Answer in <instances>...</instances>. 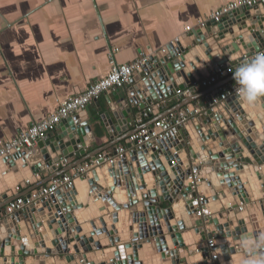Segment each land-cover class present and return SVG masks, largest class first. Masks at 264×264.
Listing matches in <instances>:
<instances>
[{
    "label": "water",
    "instance_id": "water-1",
    "mask_svg": "<svg viewBox=\"0 0 264 264\" xmlns=\"http://www.w3.org/2000/svg\"><path fill=\"white\" fill-rule=\"evenodd\" d=\"M261 49H264V5L237 9L221 23L211 22L194 30L187 39L149 57L127 85L116 89L113 93L116 104L109 105V112L101 118L104 125V119H108L107 134L113 143L81 164L55 174L61 160L84 156V149L89 141L92 143L94 135L90 126L97 122L90 114L88 121L79 124L61 123L55 135L39 141L35 150L15 149L1 158L0 264H26L28 257L34 258L33 264H238L243 254L241 240L264 235V97L254 106L247 105L239 95L225 101L226 106L213 105L214 97L206 103L200 98L198 105L187 108L188 112L182 113L180 107L167 115L177 114L175 118L170 116L159 131L177 128L180 138L177 141L166 135L171 148L164 146V140L155 143L158 150L154 149V144L144 145L139 151L132 150L127 143L130 152L120 162L109 164L100 160L98 166L83 168L82 165L93 162L109 149L114 151L121 140L113 138L120 131H127L133 117H138L135 109L143 111L146 106L168 101L176 91L208 78L218 67ZM236 54L239 55L234 58ZM232 102L236 106H232ZM162 155L166 167L159 160ZM27 163L32 164L21 174L19 169ZM122 163L128 165L122 177L126 198L116 213L118 218H125L128 234L120 239L112 228L103 229L107 218L100 217L104 208L97 198H104L112 206L115 204L113 192L117 190L111 188L110 183L114 177L116 184L119 183ZM74 168L82 171L81 176L74 179L70 190H61L55 195L62 193L61 196L69 200L66 196L72 193L75 203L70 207V202L57 199L55 213L50 207L51 197L25 205L13 214H3L4 208L20 198L11 197L18 186L34 183L32 177L47 170L51 177L30 190L25 195L29 197L31 192ZM252 183L259 189V196L248 192L247 185ZM80 184L85 187L87 200L84 202L77 198ZM233 187H237L238 194L231 190ZM150 196L157 199L156 204L149 203ZM165 203L167 208L156 207ZM95 210L97 221L92 214ZM174 210L182 217L181 222L173 221L177 218L171 214ZM80 213L84 219L92 221L90 227L81 223ZM60 217L63 218L61 223L57 222ZM65 222L71 229L67 234L63 227ZM135 226L137 238L133 233ZM155 226L164 236L167 244L164 248L169 251L165 262L163 257L150 260L160 252L156 249L160 239L151 232V227ZM171 235L173 241H170ZM106 238H109L107 248L117 249L104 252L99 243ZM210 239L215 242L216 251L208 249ZM63 243L66 246L62 247ZM211 253L217 254L214 262L210 260Z\"/></svg>",
    "mask_w": 264,
    "mask_h": 264
},
{
    "label": "crops",
    "instance_id": "crops-1",
    "mask_svg": "<svg viewBox=\"0 0 264 264\" xmlns=\"http://www.w3.org/2000/svg\"><path fill=\"white\" fill-rule=\"evenodd\" d=\"M234 1L236 0H0V144L13 140L32 123L39 122L54 113L61 102L83 92L90 84L106 76L112 62L117 65L129 64L136 60L139 53H144L148 57L161 53V50L169 47L175 40L187 39L192 31L202 28L200 26L202 21L207 20L222 6ZM226 19L227 17L224 18ZM256 54L255 52L250 54L249 58H253ZM238 55H234V58ZM236 66V60L226 65L225 67H233L234 70L230 74L220 76L214 85L201 87L200 82L206 80L205 77L196 85L186 86L184 91L191 89L190 95L185 94L180 97L174 95L168 101L160 102L157 110L155 109L141 122L137 121L138 117H133L127 131L124 129L114 134V141L121 140L114 149L126 145L127 140L122 141L125 136L146 127L153 128L156 122L166 121L170 116L175 118L176 113L167 117L173 110L182 107V113L188 112L187 108L198 105L200 98L206 103L212 97H218V89L235 88L237 85L233 80V72ZM115 91L101 95L84 111L62 122L79 124L80 121H88L90 114L97 123L90 126L94 139L92 143L89 141V145L84 149V156L77 155L66 160L65 165L56 167V175L81 164L88 157L113 143L110 142L107 134L108 119H104L106 123L104 125L101 118L103 114L109 112V105L116 104L113 97ZM186 103L190 105L184 106ZM222 104L227 105L225 102ZM232 106L236 104L232 102ZM148 107L150 106H146L144 110ZM140 112L142 111L135 109L136 115ZM110 119L113 124H116L112 116ZM94 126H97L96 130ZM163 132L165 147L171 148L166 138L167 134L177 141L180 140L177 137V128ZM54 135L55 132L50 136ZM195 146L200 147L199 144ZM212 147L214 145H211ZM35 149L37 146L29 151ZM103 153L114 152L109 149ZM159 160L166 167L163 155L159 156ZM30 164L32 163H27L19 169L21 174ZM90 164L91 161H87L82 166ZM127 166L125 163L120 165L119 170L122 169L118 184H116V177L111 179V188L117 190L113 192L115 204L112 206L104 198H97L104 208L100 217L109 220L104 223L103 229L112 228L114 232L119 233L120 239L128 230L125 218H118L116 213L126 198V184L122 177ZM77 171V168H74L68 174ZM50 177L47 170L40 172L39 175L32 177L34 183L25 182L23 187L18 186L15 189L16 195L11 197L24 198L30 190ZM234 187L231 190L238 194L236 189L238 185ZM111 188L108 187L109 190ZM253 193L252 191L251 194ZM61 194L54 196L50 202V207L55 213L57 211L54 209L55 205L59 204L57 199L60 202H70L69 207L71 203H75L72 193L66 196L72 201L66 200ZM150 198L149 203L156 204L157 199H152L151 196ZM143 199L147 200L146 196ZM156 207L167 208L168 204L156 205ZM5 209L2 211L3 214ZM46 210L45 208V213ZM176 211L171 213L175 214L174 217L178 216ZM97 217L95 216V221ZM62 219L60 217L57 222L61 223ZM67 225V222L63 223V227L67 229L66 234L71 230ZM86 225L89 226V223ZM147 226H149L148 220ZM151 228L153 235L156 234L160 239V246L156 249L160 250L161 254L158 252L150 260L163 257L162 261L165 262V256L169 251L166 247L164 248L167 245L164 236L158 232V226ZM133 233L137 238V226ZM226 236L230 237L228 234ZM170 241H173V235ZM99 244L106 250H103L104 252L117 249L116 247L107 248L109 238L100 240ZM173 245L176 248V244L173 243ZM61 246L66 245L63 243ZM79 253L83 255L81 249ZM27 260L32 261L34 258L28 257Z\"/></svg>",
    "mask_w": 264,
    "mask_h": 264
},
{
    "label": "built area",
    "instance_id": "built-area-1",
    "mask_svg": "<svg viewBox=\"0 0 264 264\" xmlns=\"http://www.w3.org/2000/svg\"><path fill=\"white\" fill-rule=\"evenodd\" d=\"M258 5H264V0H236L216 10L209 16L207 20L202 21L200 26L203 28L211 22L217 24L221 23L225 17L237 9L252 8L257 7ZM180 40L181 39H177L172 44H177ZM263 50L264 49H261V51ZM165 51L166 49H163L161 50V53ZM249 57L250 56H244L243 58L237 60V66L252 59ZM148 59L149 57L146 54L139 53L136 60H134L132 63L117 65L112 62L111 69L106 76L90 84V86H88L83 92L61 102L54 113L50 114L39 122L32 123L25 131L20 132L13 140L2 142L0 144V159L8 156L11 151L15 149L29 150L36 146L39 141L47 140L48 137L53 132H55L56 128L63 121L74 117L79 112L84 111L92 102L98 100L101 95L115 91L116 89L127 85L133 73L139 70L140 67L148 61ZM233 70V67L227 68L225 66H220L214 71V73H212V76H209L206 78V80L201 81L200 86L206 88L208 86L214 85L220 76L230 74ZM218 91V97L212 100L213 105H217L219 103L222 104L228 99L238 95L236 89L234 88L225 90L218 89ZM191 93V89L186 91L178 90L176 91L175 95L180 97L185 94L190 95ZM158 106L159 103H156V105L152 104L146 110L140 112L138 114L137 121L141 122V120L148 118L155 111V109L157 110ZM164 122L165 121L156 122L153 128L146 127L137 131L126 141V144H130L132 146V150L139 151L144 145H155L156 142L163 141L165 139L163 132L164 129L162 131H159V129H161ZM154 149L158 150V146L155 145ZM113 152L114 153L112 155L104 153L98 155L90 165H85L83 168H88L91 165L98 166L100 160H103L109 164H113L116 161L120 162L124 159V156L130 152V149H128L127 145H125L123 147H117ZM65 161V159L61 160V162L57 164L56 167L65 165ZM81 174L82 171L78 170L75 173L62 175L61 177L55 178L42 188L31 192L29 197H20L14 202L10 203L5 209V214H13L16 210H21L23 207H25V205H30L37 201H47L51 197H54L60 190H70L74 185V179L80 177ZM207 247L213 251L217 249L215 242L211 239L207 241ZM210 260L213 262L216 261L217 254L211 253Z\"/></svg>",
    "mask_w": 264,
    "mask_h": 264
},
{
    "label": "clouds",
    "instance_id": "clouds-1",
    "mask_svg": "<svg viewBox=\"0 0 264 264\" xmlns=\"http://www.w3.org/2000/svg\"><path fill=\"white\" fill-rule=\"evenodd\" d=\"M236 91L243 102L254 106L264 97V52L238 65L233 72ZM242 255L238 264H264V235L247 236L240 242Z\"/></svg>",
    "mask_w": 264,
    "mask_h": 264
},
{
    "label": "bare ground",
    "instance_id": "bare-ground-1",
    "mask_svg": "<svg viewBox=\"0 0 264 264\" xmlns=\"http://www.w3.org/2000/svg\"><path fill=\"white\" fill-rule=\"evenodd\" d=\"M243 174V173H242ZM247 188H248V192L250 193L251 191H253L254 193H253V195H257L258 194V196H259V189L257 188V187H255V184L254 183H252V184H248L247 185ZM77 191H78V200L80 201V202H84V201H86L87 200V198H86V193H85V187L84 186H82L81 184L78 186V189H77ZM82 213H84V211H82ZM82 213H80V216H82ZM93 216L95 217V216H97L98 214H97V211L95 210L93 213ZM178 214V216H177V219L176 220H173L175 223H176V221L178 220V222H181V220H182V217L180 216V214L179 213H177ZM122 218V217H121ZM90 221L88 220V219H84L83 218V216H82V219H81V223H85V225H86V223L88 224ZM106 222H109V220L107 219V221ZM84 225V224H83ZM176 226V225H175ZM88 227H90V224H89V226ZM156 227V226H155ZM177 227V226H176ZM34 263V260H32V261H30V260H27L26 261V264H33ZM40 264H42V263H40Z\"/></svg>",
    "mask_w": 264,
    "mask_h": 264
}]
</instances>
